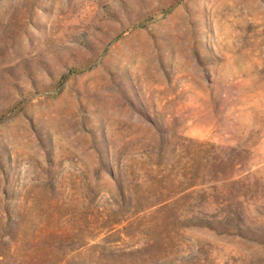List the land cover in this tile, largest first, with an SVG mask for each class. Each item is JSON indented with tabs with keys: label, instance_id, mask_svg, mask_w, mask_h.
Wrapping results in <instances>:
<instances>
[{
	"label": "rangeland",
	"instance_id": "374dc122",
	"mask_svg": "<svg viewBox=\"0 0 264 264\" xmlns=\"http://www.w3.org/2000/svg\"><path fill=\"white\" fill-rule=\"evenodd\" d=\"M0 264H264V0H0Z\"/></svg>",
	"mask_w": 264,
	"mask_h": 264
}]
</instances>
